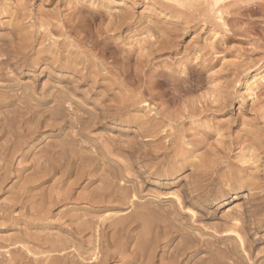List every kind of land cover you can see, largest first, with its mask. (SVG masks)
I'll list each match as a JSON object with an SVG mask.
<instances>
[{"label": "rangeland", "instance_id": "rangeland-1", "mask_svg": "<svg viewBox=\"0 0 264 264\" xmlns=\"http://www.w3.org/2000/svg\"><path fill=\"white\" fill-rule=\"evenodd\" d=\"M0 60V207L24 185L48 212L19 228L67 240L61 254L82 264H264V147L244 136L255 128L264 146V0H0ZM75 214L94 225L82 234L93 247L69 232ZM1 245L12 264L15 246Z\"/></svg>", "mask_w": 264, "mask_h": 264}, {"label": "bare ground", "instance_id": "bare-ground-1", "mask_svg": "<svg viewBox=\"0 0 264 264\" xmlns=\"http://www.w3.org/2000/svg\"><path fill=\"white\" fill-rule=\"evenodd\" d=\"M14 1H16V0H14ZM55 1V0H54ZM49 2V1H48ZM234 2V1H233ZM239 3V2H238ZM17 5H18V2L16 3ZM21 4V3H20ZM61 4V3H60ZM19 6V5H18ZM83 6V5H82ZM21 7V6H20ZM23 7V6H22ZM231 7H232V5H231ZM25 8V7H24ZM22 9V8H21ZM96 10V9H95ZM2 11V10H1ZM226 12V11H225ZM2 13V12H1ZM3 14V13H2ZM26 14V13H25ZM25 14H23V16L25 15ZM10 15V14H9ZM175 15V14H174ZM19 16V15H18ZM22 16V17H23ZM26 16V15H25ZM24 16V17H25ZM78 16V15H77ZM80 16V15H79ZM231 16H232V14H231ZM27 17V16H26ZM66 17V16H65ZM124 17V16H123ZM70 18V17H69ZM68 18V19H69ZM79 18V17H78ZM118 18V17H117ZM126 18V17H125ZM124 18V19H125ZM131 18V17H130ZM24 19V18H23ZM75 19V18H74ZM123 19V18H122ZM123 19V20H124ZM178 19V18H177ZM66 20V19H65ZM115 20H116V18H115ZM114 20V21H115ZM126 20V19H125ZM221 20V19H220ZM11 21V20H10ZM67 21V20H66ZM80 21V20H79ZM120 21V20H119ZM127 21V20H126ZM72 22H73V20H72ZM124 22V21H123ZM230 22V21H229ZM9 23V22H8ZM25 23V22H24ZM113 23V22H112ZM115 23V22H114ZM117 23V22H116ZM131 23V22H130ZM16 24V23H15ZM27 24V23H26ZM68 24V23H67ZM83 24V23H82ZM111 24V23H110ZM109 24V25H110ZM121 24V23H120ZM120 24H118V25H120ZM73 25H75V24H73ZM117 25V26H118ZM128 25V24H127ZM131 25V24H130ZM5 26V25H4ZM121 26V25H120ZM182 26V25H181ZM114 27H116V26H114ZM86 28V27H85ZM105 28V27H104ZM106 28H107V25H106ZM112 28V27H111ZM110 28V29H111ZM119 28H121V27H119ZM84 29V28H83ZM109 29V30H110ZM116 29V28H115ZM165 29V28H164ZM183 29V28H182ZM10 30V29H9ZM13 30V29H12ZM85 30V29H84ZM104 30V29H103ZM107 30H108V28H107ZM117 30H119V29H117ZM171 30V29H170ZM226 30V29H225ZM14 31V30H13ZM26 31H28V30H26ZM99 31H102V30H99ZM106 31V30H105ZM104 31V32H105ZM113 31H114V29H113ZM173 31V30H172ZM17 32V31H16ZM24 32V31H23ZM94 32V31H93ZM103 32V33H104ZM91 33V32H90ZM108 33V32H107ZM234 33V32H233ZM232 33V34H233ZM166 34V33H165ZM162 35V34H161ZM230 35H231V33H230ZM165 36V35H164ZM232 36V35H231ZM231 36H229V37H231ZM10 38V37H9ZM31 38V37H30ZM96 38V37H95ZM111 38V37H110ZM166 38V37H165ZM173 38V37H172ZM25 39H27L26 37H25ZM103 39H104V37H103ZM28 40V39H27ZM26 40V41H27ZM31 40V39H30ZM96 40V39H95ZM165 41H166V39H164ZM172 40V39H171ZM20 41V40H19ZM112 41H113V38H112ZM115 41V40H114ZM18 42V41H17ZM24 42V41H23ZM163 42V41H162ZM176 42V41H175ZM117 43V42H116ZM158 43V42H157ZM11 44V43H10ZM24 44H26L25 42H24ZM28 44V43H27ZM111 44V43H110ZM174 44V43H173ZM239 44V43H238ZM250 44V43H249ZM170 45V44H169ZM257 45V44H256ZM259 45V44H258ZM261 45V44H260ZM22 46V45H21ZM20 46V47H21ZM116 46V45H115ZM6 47V46H5ZM117 47V46H116ZM118 47H119V44H118ZM153 46H151V48H152ZM173 47V46H172ZM8 48V47H7ZM21 49V48H20ZM28 49H29V47H28ZM154 49V48H153ZM22 50H24V49H21V53H22ZM165 50V49H164ZM258 50V49H257ZM60 51V50H59ZM154 51V50H153ZM152 51V52H153ZM157 51V50H156ZM162 51V50H161ZM7 52V51H6ZM28 52V51H27ZM45 52V51H44ZM120 51H118V53H119ZM132 52H133V50H132ZM160 52V51H159ZM138 53V52H137ZM142 53V52H141ZM20 54V53H19ZM18 55V54H17ZM138 55V54H137ZM8 56V55H7ZM60 56V55H59ZM69 56V55H68ZM115 56V55H114ZM141 56V55H140ZM146 56H148V55H146ZM202 57V56H201ZM149 58V57H148ZM33 59V58H32ZM37 59V58H36ZM4 60V59H3ZM15 60V59H14ZM205 60H206V58H205ZM1 61V60H0ZM2 62V61H1ZM8 62H9V60H8ZM65 62V61H64ZM32 63V62H31ZM35 63H36V61H35ZM81 63V62H80ZM126 63V62H125ZM251 64V63H250ZM2 65V64H1ZM71 66V65H70ZM89 66H90V64H89ZM196 67V66H195ZM140 68V67H139ZM151 68V67H150ZM220 68V67H219ZM173 69V68H172ZM192 69V68H191ZM8 70V69H7ZM181 70V69H180ZM2 71V70H1ZM5 71H6V69H5ZM148 71V70H147ZM81 72V71H80ZM92 72V71H91ZM98 72V71H97ZM159 72V71H158ZM219 73V72H218ZM3 74V73H2ZM162 74V73H161ZM4 75H5V73H4ZM238 75V74H237ZM104 76V75H103ZM111 76V75H110ZM159 76H160V74H159ZM211 76V75H210ZM136 77V76H135ZM209 77V76H208ZM207 77V78H208ZM139 78V77H138ZM164 78V77H163ZM206 78V77H205ZM140 79V78H139ZM168 79V78H167ZM211 79V78H210ZM9 80V79H8ZM136 80H137V78H136ZM183 80V79H182ZM205 80V79H204ZM16 81V80H15ZM210 82V81H209ZM18 83V82H17ZM153 83H154V80H153ZM19 84V83H18ZM133 84V83H132ZM217 85V84H216ZM99 86V85H98ZM105 86V85H104ZM26 87V86H25ZM133 87V86H132ZM212 87V86H211ZM124 88V87H123ZM151 88V87H150ZM214 88V87H213ZM109 89V88H108ZM129 89V88H128ZM160 89V88H159ZM123 90V89H122ZM150 90V89H149ZM153 90V89H152ZM258 90V89H257ZM151 91V90H150ZM155 91V90H154ZM153 92V91H152ZM163 92V91H162ZM165 92V91H164ZM257 92V91H256ZM42 93V92H41ZM149 93V92H148ZM157 92L155 91V94H156ZM154 94V95H155ZM2 95V94H1ZM168 95V94H167ZM252 95V94H251ZM13 97V96H12ZM157 97V96H156ZM107 98V97H106ZM114 99V98H113ZM118 99H121V98H118ZM110 100V99H109ZM122 100V99H121ZM120 100V101H121ZM178 100V99H177ZM176 100V101H177ZM234 100V99H233ZM254 100V99H253ZM111 101V100H110ZM117 101V100H116ZM123 101V100H122ZM175 101V102H176ZM101 102V101H100ZM119 102V101H118ZM179 102V101H178ZM203 102V101H202ZM217 102V101H216ZM218 102H220V101H218ZM227 102V101H226ZM116 103V102H115ZM120 104V103H119ZM172 104V103H171ZM225 104V103H224ZM165 105V104H164ZM174 105V104H173ZM195 105H196V103H195ZM226 105V104H225ZM30 106V105H29ZM108 106V105H107ZM120 106V105H119ZM217 106V105H216ZM48 107V106H47ZM136 107V106H135ZM174 107V106H173ZM209 107H211V106H209ZM209 107H207L208 108V110L210 109ZM221 107V106H220ZM219 107V108H220ZM223 107V106H222ZM227 107V106H226ZM53 108V107H52ZM169 108V107H168ZM202 108V107H201ZM204 108H206L205 106H204ZM206 108V109H207ZM116 109V108H115ZM156 109V108H155ZM192 109V108H191ZM221 109V108H220ZM21 110V109H20ZM24 110V109H23ZM53 110H55V109H53ZM110 110V109H109ZM118 110V109H117ZM116 110V111H117ZM213 110H215V109H213ZM259 110V109H258ZM19 111V110H18ZM39 111H40V109H39ZM111 111V110H110ZM197 111V110H196ZM263 111V110H262ZM26 112V111H25ZM129 112V111H128ZM191 112V111H190ZM190 112H186L187 113V115H189L188 113H190ZM194 112H195V110H194ZM207 112V111H206ZM160 113V112H159ZM158 113V114H159ZM162 113V112H161ZM184 113V112H183ZM185 113V114H186ZM219 113V112H218ZM112 114H113V112H112ZM163 114V113H162ZM161 114V115H162ZM175 114V113H174ZM184 114V115H185ZM191 114V113H190ZM198 114H200V112L198 113ZM258 114V113H257ZM153 115V114H152ZM204 115V114H203ZM206 115V114H205ZM259 115V114H258ZM262 115V114H261ZM141 116V115H140ZM146 116V115H145ZM193 116V115H192ZM202 116V115H201ZM207 116V115H206ZM255 116V115H254ZM164 117H165V115H164ZM170 117V116H169ZM195 116H193L192 118H194ZM210 117H212V116H210ZM216 117H218V116H216ZM57 118V117H56ZM133 118V117H132ZM138 118V117H137ZM178 118V117H177ZM182 118V117H181ZM181 118H179V119H181ZM188 118V117H187ZM191 118V117H190ZM205 118V117H204ZM259 118V117H258ZM58 119V118H57ZM135 119V118H134ZM183 119V118H182ZM185 119V118H184ZM198 119V118H197ZM31 120V119H30ZM78 120V119H77ZM171 120V119H170ZM175 120V119H174ZM236 120V119H235ZM264 120V119H263ZM262 119L260 120V121H263ZM32 121V120H31ZM184 121V120H183ZM192 121V120H191ZM257 121V120H256ZM41 122V121H40ZM135 122V121H134ZM180 122V121H179ZM206 122V121H205ZM69 123V122H68ZM181 123H182V121H181ZM216 123H218V122H216ZM224 123H225V121H224ZM235 123V122H234ZM237 123V122H236ZM256 123V122H255ZM254 123V126L256 125ZM263 123V122H262ZM93 124H94V122H93ZM194 124V123H193ZM225 124H227V122L225 123ZM231 124V123H230ZM232 124H233V121H232ZM260 124H261V122H260ZM259 124V125H260ZM216 125V124H215ZM215 125H213V126H215ZM223 125V124H222ZM229 125V124H228ZM259 125H257V126H259ZM45 126V125H44ZM203 126V125H202ZM227 126V125H226ZM231 125H229L228 127H230ZM239 126V125H238ZM251 126V125H250ZM261 126V125H260ZM146 127V126H145ZM199 127V126H198ZM208 127V126H207ZM216 127V126H215ZM225 127V126H224ZM256 127V126H255ZM47 128V127H46ZM154 128V127H153ZM218 128V127H217ZM231 128V127H230ZM155 129V128H154ZM164 129V128H163ZM162 129V130H163ZM215 129V128H214ZM219 129V128H218ZM225 129H227V128H225ZM243 129V128H242ZM247 129V128H246ZM264 129V128H263ZM157 130V129H156ZM155 130V131H156ZM223 130H224V128H223ZM255 128L253 129V130H248V131H246V132H244L245 134H244V136H246V138L247 139H252V141H253V146L257 149V151L259 150V149H261L262 147H264L263 146V143H262V145H261V140L260 141H258L257 139H256V141L255 140H253V138L254 137H252V135L253 134H255ZM147 131V130H146ZM154 131V132H155ZM189 131V130H188ZM188 131H186V132H188ZM196 131V130H195ZM202 131H204V130H202ZM210 131V130H209ZM213 132H215L214 130H212ZM218 131V130H217ZM229 131H231V130H229ZM242 131H244V130H242ZM261 131H263V130H261ZM185 131H184V133H186ZM198 132V131H197ZM207 132V131H206ZM211 132V131H210ZM210 132H207V133H205L204 134V137L205 138H209L210 137V135L211 134H213V133H210ZM219 132V131H218ZM217 132V133H218ZM220 132H221V130H220ZM219 132V133H220ZM223 132V131H222ZM224 133V132H223ZM222 133V134H223ZM232 133V132H231ZM230 133V134H231ZM236 133V132H235ZM237 133H238V131H237ZM236 133V134H237ZM240 133V132H239ZM263 133V132H262ZM27 134V133H26ZM64 134V133H63ZM228 134V133H227ZM226 134V135H227ZM229 134V135H230ZM240 134H243V133H240ZM261 134V133H260ZM25 135V134H24ZM147 135V134H146ZM158 135V134H157ZM168 135V134H167ZM173 135V134H172ZM181 135V134H180ZM186 135V134H185ZM198 135V134H197ZM232 135H233V133H232ZM256 135V134H255ZM187 136V135H186ZM191 136V138H192V136L193 135H190ZM195 136H196V134H195ZM200 136V135H199ZM220 136V135H219ZM228 136V135H227ZM227 136H225L224 135V137H227ZM239 136V135H238ZM243 136V138H245ZM185 137V136H184ZM229 138H230V136H228ZM236 137V136H235ZM257 137H258V135H257ZM169 138H170V136H169ZM214 138V137H213ZM217 138V137H216ZM215 138V139H216ZM237 138V137H236ZM240 138H241V136H240ZM36 139V138H35ZM193 139V138H192ZM191 139V140H192ZM196 139V138H195ZM200 139V138H199ZM198 139V140H199ZM218 139H220V138H218ZM238 139H239V137H238ZM255 139V138H254ZM259 139H260V137H259ZM223 140H225V139H223ZM241 140H242V138H241ZM244 140V139H243ZM246 140V139H245ZM184 141V140H183ZM194 140H192V142H193ZM202 141V140H201ZM207 141V140H206ZM205 141V142H206ZM248 141V140H247ZM250 141V140H249ZM248 141V142H249ZM178 142H179V140H178ZM241 142V141H240ZM263 142H264V140H263ZM53 143V142H52ZM74 143V142H73ZM73 143L71 144V145H73ZM196 143V142H195ZM208 143V142H207ZM222 143V142H221ZM226 143V142H225ZM9 144V143H8ZM169 144H170V142H169ZM168 144V145H169ZM203 144V143H202ZM201 144V145H202ZM217 144V142L215 143V145ZM223 144V143H222ZM222 144H217V145H222ZM228 144V143H227ZM231 143H229V145H230ZM242 144V143H241ZM252 144V143H251ZM50 145V144H49ZM61 145V144H60ZM62 145L64 146L65 144L64 143H62ZM76 145V144H75ZM82 145V144H81ZM103 145V144H102ZM111 145V144H110ZM113 145V144H112ZM194 145V144H193ZM204 145V144H203ZM229 145L226 147L227 149H226V151L227 150H229L230 151V149L228 148L229 147ZM233 145V144H232ZM235 145V144H234ZM234 145H233V147H234ZM248 145V144H247ZM249 145H250V143H249ZM248 145V146H249ZM261 145V146H260ZM8 146V145H7ZM69 146V145H68ZM141 146V145H140ZM139 146V147H140ZM195 146V145H194ZM206 146V145H205ZM236 146V145H235ZM4 147L5 146H3L1 149L2 150H4ZM9 147V146H8ZM19 147H20V145H19ZM87 147V146H86ZM119 147V146H118ZM164 147H166V145L164 146ZM223 147V146H222ZM222 147H219L220 149L222 148ZM238 147V146H237ZM251 147V146H250ZM15 148H18V147H15ZM14 148V149H15ZM61 149L63 148V147H60ZM59 148V149H60ZM74 148H76V147H74ZM80 148V147H79ZM114 148V147H113ZM127 148V147H126ZM168 148V147H167ZM195 148V147H194ZM205 148H207V146L205 147ZM231 148V147H230ZM236 148V147H235ZM254 148V149H255ZM6 149V148H5ZM8 149V148H7ZM19 149V148H18ZM55 149H56V147H55ZM105 149V148H104ZM117 149V148H116ZM200 149H201V147H200ZM214 149H216V148H214ZM213 149V150H214ZM218 149V148H217ZM216 149V150H217ZM223 149H225V148H223ZM233 150H234V148H232ZM231 149V150H232ZM252 149H253V147H252ZM255 149V150H256ZM264 148H262V150H263ZM65 150H67V147H66V149ZM71 151H70V153L72 152V150L73 149H70ZM78 150V149H77ZM76 150V151H77ZM107 150V149H106ZM134 150V149H133ZM180 150V149H179ZM207 150V149H206ZM215 150V151H216ZM232 150V151H233ZM6 151V150H5ZM14 150H12V152H13ZM60 151H62V150H60ZM64 151V150H63ZM167 151V150H166ZM185 151V150H184ZM190 151V150H189ZM211 151V150H210ZM225 151V152H226ZM236 151H237V149H236ZM235 151V152H236ZM251 151H253V150H251ZM257 151H255V152H257ZM264 151V150H263ZM0 152H1V150H0ZM11 152V153H12ZM15 152V151H14ZM41 152H43V151H41ZM67 152V151H66ZM136 152V151H135ZM204 152H205V150H204ZM225 152H223V153H225ZM254 152V153H255ZM260 152V151H259ZM7 153V152H6ZM58 153V152H57ZM63 153H65V151L63 152ZM80 153V152H79ZM145 153V152H144ZM185 153V152H184ZM5 154V153H4ZM9 154V153H8ZM14 154V153H13ZM12 154V155H13ZM72 154H73V152H72ZM76 154V153H75ZM206 154H207V152L205 153V158H206ZM230 154V153H229ZM246 154V153H245ZM251 154H252V152H251ZM250 154V155H251ZM5 155H7V154H5ZM4 155V156H5ZM54 155V157H55V153L54 154H52V156ZM187 155V154H186ZM210 155H211V153H210ZM244 155V154H243ZM255 155V154H254ZM4 156L2 157L3 159H4ZM51 156V155H50ZM68 156V155H67ZM72 157H73V155H71ZM75 156V155H74ZM200 156V155H199ZM229 156V155H228ZM242 156V155H241ZM241 156H239V157H241ZM251 156H253V155H251ZM250 156V157H251ZM7 157V156H6ZM78 157H80V156H78ZM82 157V156H81ZM185 157V156H184ZM196 157V156H195ZM209 157V156H208ZM212 157V156H211ZM211 157L209 158V160L211 159ZM223 157V156H222ZM239 157H238V159H239ZM249 157V156H248ZM247 156H246V158H248ZM258 157H259V155H258ZM53 158V157H52ZM62 158V157H61ZM65 158V157H64ZM180 158V157H179ZM185 158H187V157H185ZM203 158H204V156H203ZM204 158V159H205ZM220 158V157H219ZM256 158V157H255ZM262 158V157H261ZM264 158V157H263ZM2 159V160H3ZM72 159V158H71ZM78 159V158H77ZM80 159V158H79ZM82 159V158H81ZM79 160L80 162L82 161V163H84V157H83V159L82 160ZM202 159V158H201ZM201 159H199V160H201ZM207 159V158H206ZM205 159V160H206ZM214 159V158H213ZM221 159V158H220ZM235 159V158H234ZM243 159V158H242ZM245 159V158H244ZM250 159V158H249ZM253 158H251L250 160H252ZM257 159V158H256ZM5 160V159H4ZM3 160V161H4ZM63 160V159H62ZM66 160V159H65ZM227 160V159H226ZM240 160V159H239ZM249 160V161H250ZM254 160V159H253ZM43 161H45V160H43ZM56 161V160H55ZM55 161H53V164L55 163ZM69 161V160H68ZM71 161V160H70ZM76 161V160H75ZM208 161V160H207ZM213 161V160H212ZM215 161V160H214ZM235 161H236V159H235ZM238 161V160H237ZM248 161V160H247ZM256 162H257V160H255ZM52 162V161H51ZM72 162V161H71ZM204 162V161H203ZM202 162V163H203ZM246 162V161H245ZM56 163H58V162H56ZM73 163H75L74 161H73ZM201 163V164H202ZM208 163V162H207ZM212 163V162H211ZM215 163V162H214ZM226 163V162H225ZM230 163H232L231 161H230ZM234 163V162H233ZM238 163V162H237ZM241 163V162H240ZM247 163V165L249 164L248 162H246ZM251 163V162H250ZM260 163V162H259ZM264 163V162H263ZM78 164V163H77ZM209 164V163H208ZM226 164H228L229 165V163H228V161H227V163ZM242 164V163H241ZM258 164V163H257ZM47 165H49V164H47ZM51 165V164H50ZM59 165V164H58ZM58 165H57V168H58ZM215 165V164H214ZM213 165V166H214ZM218 165V164H217ZM221 165V164H220ZM240 165V164H239ZM243 165H244V163H243ZM246 165V164H245ZM246 165V167H248ZM12 166V165H11ZM42 166V165H41ZM60 166V165H59ZM63 166V165H62ZM212 166V165H211ZM212 166V167H213ZM230 166V165H229ZM233 166V165H232ZM235 166H237V165H235ZM261 166V165H260ZM1 167L3 168V166L1 165ZM0 167V168H1ZM37 167H39V166H37ZM48 167V166H47ZM46 167V168H47ZM51 167V166H50ZM54 167H55V165H54ZM51 168V171L53 172V170L55 169V168ZM88 167V166H87ZM161 167V166H160ZM188 167V166H187ZM255 168H257L256 166H254ZM32 168V167H31ZM36 168V167H35ZM34 168V169H35ZM42 168V167H41ZM45 168V169H46ZM201 168V167H200ZM213 169V168H211L210 167V165L209 166H207V169ZM217 168V167H216ZM222 168V167H221ZM253 168V167H252ZM259 168V167H258ZM262 168V167H261ZM264 168V167H263ZM110 169V168H109ZM203 169V168H202ZM208 169V170H209ZM231 169V168H230ZM232 169H234V168H232ZM248 169V168H247ZM251 169V168H250ZM2 170V169H1ZM0 170V171H1ZM4 170V169H3ZM39 171H40V169H38ZM68 170V169H67ZM75 170V169H74ZM171 170V169H170ZM195 170V169H194ZM214 170V169H213ZM216 170V169H215ZM219 170H220V168H219ZM238 170L241 172V170H243V166H239V168H238ZM255 170V169H254ZM257 170V169H256ZM264 170V169H263ZM36 171V173H37V170H35ZM38 171V172H39ZM172 171V170H171ZM175 170H173V172H174ZM229 171V170H228ZM258 171H259V169H258ZM2 172V171H1ZM66 172V171H65ZM156 172V171H155ZM196 171H194V173H195ZM208 172H210V171H208ZM208 172L206 171V169L205 170H201L200 171V176H198V178H202V179H206V180H209L210 182H212V180L214 181V177L213 176H209V174H208ZM253 172V171H252ZM31 173V172H30ZM50 173V172H49ZM49 173H44V174H41L40 176L41 177H39L38 176V178L37 177H35V178H33V179H35L34 180V182H36V183H38V184H44L45 183V180H44V177H47V175L49 174ZM214 172H212L210 175H212ZM249 173V172H248ZM253 173H255V172H253ZM262 173V172H261ZM58 174V173H57ZM101 174V173H100ZM171 174H172V172H171ZM180 174V173H179ZM215 174V173H214ZM218 174V173H217ZM217 174H216V176H217ZM222 174V173H221ZM224 174V173H223ZM227 174V173H226ZM247 174V173H246ZM252 174V173H251ZM257 174V173H256ZM24 175V174H23ZM66 175H67V172H66ZM193 175H195V174H193ZM230 175V174H229ZM237 175V174H236ZM241 175V174H240ZM240 175H238V176H240ZM244 175V174H243ZM242 175V176H243ZM259 176H260V174H258ZM262 175V174H261ZM1 176V175H0ZM114 175H112V176H109V177H113ZM196 176V175H195ZM238 176L236 177V180L238 179ZM11 177V176H10ZM115 178H116V176H114ZM226 177V176H225ZM253 177V176H252ZM106 178H108V177H106ZM224 178V177H223ZM1 179V178H0ZM12 179V178H11ZM82 179V178H81ZM110 179V178H109ZM114 179V178H113ZM196 178H194V180H195ZM217 179V178H216ZM229 179H230V177H229ZM229 179H227V180H229ZM232 179V178H231ZM243 179V178H242ZM6 180V179H5ZM218 180H220L219 178H218ZM217 180V181H218ZM2 182L4 181L3 180V178H2V180H1ZM1 181H0V183H1ZM110 181V180H109ZM201 181H203V180H201ZM242 181V180H241ZM31 182V181H30ZM106 182V181H105ZM189 182V181H188ZM195 182V181H194ZM197 182V181H196ZM195 182V183H196ZM205 182V181H204ZM204 182H202L201 184H203ZM229 182V181H228ZM231 182H234V180L232 179L231 180ZM28 183V182H27ZM198 183V182H197ZM196 183V184H197ZM200 183V182H199ZM208 183V182H207ZM224 183H225V180H224ZM243 183V182H242ZM254 183V182H253ZM33 184V183H32ZM206 184V183H205ZM211 183H209L207 186V188H209V185H210ZM219 184V183H218ZM218 184L216 185V186H218ZM223 184V183H222ZM28 185V184H27ZM198 185V184H197ZM196 185V186H197ZM239 184H237V186H238ZM71 186V185H70ZM77 186V185H76ZM193 185H191V187H192ZM195 186V187H196ZM232 186V185H231ZM18 187V186H17ZM100 187V186H99ZM102 187V186H101ZM117 187V186H116ZM198 187V186H197ZM200 187H201V185H200ZM227 187V186H226ZM46 188V187H45ZM203 188V187H202ZM204 188H206L205 186H204ZM203 188V189H204ZM214 188V187H213ZM222 188V187H221ZM28 189V188H27ZM27 189H26V186H24L23 185V187H21V189L19 190V192L17 193V197H15L11 202H10V204H7V205H4V206H1L0 207V227H4V228H1L0 229V231H5V228H8V229H11V230H18V234H15V235H10L8 238H2V239H0V243L2 244V245H5V243L7 244V243H9V244H11V245H13V246H15L14 248H13V251L16 253V255H12V256H10V259L9 260H7L8 261V263H12V264H82L83 262H82V260L80 259L79 261H81V262H79V261H77V259L80 257H82V254H77V256L75 255V254H73L74 256V258L76 259H73V260H71V258H69L70 256L67 254H65V255H63V254H61V252H60V250L61 249H63V250H61V251H64V249H66L67 248V240L65 241V240H57V239H55V238H53V237H51V236H44V237H42V236H40L39 234H37V232H32V230H23L22 228H19V225H20V223L22 222H24V223H28L32 228L31 229H34V228H36V227H39V225H41L42 226V221L44 220H41L42 218L41 217H44V218H46V216H48V212H44L45 214L43 215V216H41L40 215V212H41V210L43 209L42 207L44 206V204H46V203H44V202H46V201H43L42 202V200L41 199H43V197H45V196H43L44 194H42L41 195V193H40V197H39V195H38V197L40 198V200H41V203H36V201H37V199L35 198V195H33V194H35V193H33V194H28L27 195ZM110 189H112L111 187H110ZM136 189V188H135ZM220 189V188H219ZM232 189V188H231ZM40 190V189H39ZM45 190V189H44ZM99 190V189H98ZM103 190H104V188H103ZM114 190V189H113ZM200 190H201V188H200ZM209 190V189H208ZM211 190V189H210ZM214 190H216V188L214 189ZM218 190V189H217ZM221 190V189H220ZM0 191H1V188H0ZM206 191V190H205ZM219 191V190H218ZM217 191V192H218ZM223 191V190H222ZM41 192H43V191H41ZM99 192H100V190H99ZM202 192V191H201ZM227 192V191H226ZM44 193V192H43ZM55 193V192H54ZM97 194H98V192H97ZM109 194V193H108ZM119 194V193H118ZM36 195V196H37ZM222 195H223V193H222ZM13 196V195H12ZM15 196V195H14ZM68 196H70V194L68 195ZM24 197H27V199L26 198H24ZM74 197H75V195H74ZM120 197V196H119ZM123 197V195L121 196V198ZM190 197V196H189ZM255 197V196H254ZM48 198V197H47ZM50 198L52 199L53 197H51V194H49V198L47 199V203H49V204H51V202L52 201H49L50 200ZM69 197H67V199H68ZM125 198V197H124ZM191 198V197H190ZM24 199H26V201L25 202H23V200ZM78 199V198H77ZM81 199V198H80ZM123 199V198H122ZM126 199V198H125ZM18 200V201H17ZM64 200V199H63ZM86 200V199H85ZM124 200V199H123ZM21 201V208H23L24 210L26 209V211L24 212H21V213H19L18 215H12V212H13V210H14V207H15V203H17V202H20ZM61 201V200H60ZM65 201H66V198H65ZM72 201H74V200H72ZM87 201V200H86ZM134 201V200H133ZM57 202V201H56ZM132 202V201H131ZM44 203V204H43ZM25 204H27V205H25ZM25 205V206H24ZM24 206V207H23ZM45 207V206H44ZM131 207V206H130ZM136 207V206H135ZM50 208H51V206H49L48 207V211L50 210ZM139 208V207H138ZM29 209V211H30V213H28V215L26 214V212H27V210ZM153 209V208H152ZM141 210V209H140ZM132 211V210H131ZM143 211V209L141 210V212ZM50 212V211H49ZM139 212V211H138ZM137 212V213H138ZM140 212V215L142 214ZM148 213V212H147ZM153 214V213H152ZM139 215V216H140ZM146 215V214H145ZM82 216L83 215H81V214H75V215H71V217H70V223H72V224H68L67 225V227L69 228V232L73 235H78V241H79V243H80V245L82 246V245H84L85 243H86V245L87 246H89V245H91L92 244V242H94V241H91L92 239V236H91V240H86V239H84L83 238V236H82V234H83V232H85V230H87V229H89V226H90V224H89V221L87 220H84L83 218H82ZM137 216V215H136ZM143 216L144 215H142V218H143ZM48 218V217H47ZM148 218V217H147ZM151 218V217H150ZM180 218V217H179ZM98 219V218H97ZM140 219H141V217H140ZM152 219V218H151ZM150 219V220H151ZM230 219V218H229ZM139 220V219H138ZM143 220V219H142ZM37 221L38 222H41V223H37ZM75 221H77L76 223H75ZM79 221V222H78ZM81 221V222H80ZM126 221L127 222H129L127 219H126ZM160 221V220H159ZM169 221V220H168ZM165 222V221H164ZM93 223H95V222H93ZM109 223V222H108ZM149 223V222H148ZM155 223V222H154ZM166 223V222H165ZM120 224V223H119ZM92 225V224H91ZM114 225H115V222H114ZM113 225V226H114ZM118 225V224H117ZM116 225V226H117ZM166 225V224H165ZM46 226H48V227H58V228H60V229H64L61 225H58V226H55V225H53V224H49V225H46ZM111 226V225H110ZM43 227V226H42ZM91 228H92V226H90ZM255 227H257V226H255ZM90 228V229H91ZM114 228H118V227H115L114 226ZM89 229V230H90ZM93 230H94V225H93V228H92ZM112 229H113V227H112ZM123 229V228H122ZM172 229V228H171ZM243 229V228H242ZM176 230V229H175ZM29 231V232H28ZM115 231H116V229H115ZM11 232V231H10ZM100 233V232H99ZM101 237V236H100ZM99 237V238H100ZM116 238V237H115ZM69 239V238H68ZM110 239V238H109ZM113 239H114V237H113ZM139 239V238H138ZM112 240V239H111ZM192 240H194V239H192ZM19 241H22L23 243L24 242H26V245H25V243L24 244H16V243H18ZM110 241V240H109ZM114 241V240H113ZM124 241V240H123ZM123 241H122V243H123ZM134 241V240H133ZM100 242V241H99ZM109 243V245L111 246H114V247H117L118 245V243L116 242H112V241H110V242H108ZM112 243V244H111ZM125 243V242H124ZM178 243V242H177ZM0 244V245H1ZM70 244V243H69ZM68 244V245H69ZM71 244H73V243H71ZM121 244V243H120ZM159 244V243H158ZM1 245V246H2ZM16 245H18V246H16ZM20 245V246H19ZM78 245V244H77ZM122 245V244H121ZM85 246V245H84ZM92 246V245H91ZM90 246V247H91ZM93 246H94V244H93ZM92 246V247H93ZM96 246V245H95ZM3 247V246H2ZM2 247H0V248H2ZM89 248V247H88ZM95 248V247H94ZM39 249H42V251L40 250L39 251ZM90 249V248H89ZM96 249V248H95ZM119 249V248H118ZM220 249V248H219ZM178 250V249H177ZM59 251V252H58ZM83 251V250H82ZM117 251V250H116ZM65 252V251H64ZM118 252V251H117ZM11 253V252H10ZM59 253L60 255H57V254ZM78 253H79V251H78ZM88 253H89V250H88ZM226 253V252H225ZM40 254H45V256L43 257V256H40V257H37L38 255H40ZM71 254V255H72ZM31 255V256H30ZM85 256H86V258H88L87 257V250H86V254H84ZM93 255H94V253H93ZM255 255V254H254ZM4 256V255H3ZM95 256L96 257H92V260H93V262L91 263V264H103V262H105L106 260H107V258H105V260H103L102 261V258H99L98 256H97V254H95ZM108 256V255H107ZM143 256V255H142ZM147 256V255H146ZM6 257V256H5ZM72 257V258H73ZM91 257V256H90ZM139 257V256H138ZM150 257V256H149ZM109 258V257H108ZM82 259H83V261L84 260H86L84 257H82ZM135 259H137V258H135ZM180 258H178V260H179ZM182 259V258H181ZM2 260H4V259H2ZM2 260H1V262H2ZM90 261V260H89ZM85 262V261H84ZM91 262V261H90ZM89 262V263H90ZM239 262V261H238ZM5 263V262H4ZM0 264H2V263H0ZM7 264V263H6ZM86 264V263H85ZM88 264V263H87ZM109 264V263H108ZM148 264V263H147Z\"/></svg>", "mask_w": 264, "mask_h": 264}]
</instances>
